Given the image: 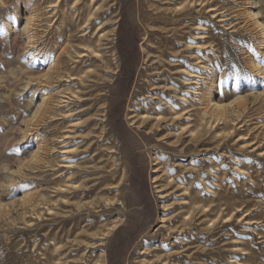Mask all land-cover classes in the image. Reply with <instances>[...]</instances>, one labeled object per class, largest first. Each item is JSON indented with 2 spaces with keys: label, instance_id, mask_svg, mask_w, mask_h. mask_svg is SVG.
<instances>
[{
  "label": "rangeland",
  "instance_id": "rangeland-1",
  "mask_svg": "<svg viewBox=\"0 0 264 264\" xmlns=\"http://www.w3.org/2000/svg\"><path fill=\"white\" fill-rule=\"evenodd\" d=\"M0 264H264V0H0Z\"/></svg>",
  "mask_w": 264,
  "mask_h": 264
}]
</instances>
